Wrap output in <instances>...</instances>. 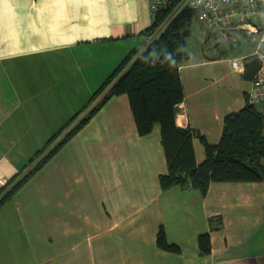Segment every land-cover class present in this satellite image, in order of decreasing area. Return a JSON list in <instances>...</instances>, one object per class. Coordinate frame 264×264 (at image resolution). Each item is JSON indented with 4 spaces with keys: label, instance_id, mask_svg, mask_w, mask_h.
<instances>
[{
    "label": "crops",
    "instance_id": "0c3cea01",
    "mask_svg": "<svg viewBox=\"0 0 264 264\" xmlns=\"http://www.w3.org/2000/svg\"><path fill=\"white\" fill-rule=\"evenodd\" d=\"M153 11L154 0H0V197L143 49ZM202 25L181 49L175 123L216 144L250 81L209 47L217 30ZM192 145L200 164L204 146L197 136ZM166 173L160 126L139 136L127 96L109 98L0 205V264H264V179L211 183L201 195L162 190ZM160 227L179 253L157 247ZM205 232L211 252L201 255Z\"/></svg>",
    "mask_w": 264,
    "mask_h": 264
},
{
    "label": "trees",
    "instance_id": "16d2710c",
    "mask_svg": "<svg viewBox=\"0 0 264 264\" xmlns=\"http://www.w3.org/2000/svg\"><path fill=\"white\" fill-rule=\"evenodd\" d=\"M194 19H197L196 13L185 5V0H165L157 6L151 25L143 32L148 38L143 49L140 52L132 50L120 62L92 96L90 104L97 102L32 170L0 197V205L51 159L109 98L123 94L128 98L139 136L150 134L156 124L160 126L161 145L167 165V173L159 176L162 190L185 186L205 195L209 185L215 182L262 181L264 114L254 105L246 101L240 110L224 117L222 132L216 144H210L205 137L190 128L176 126L175 107L184 98L179 65L187 59L181 49L190 35ZM257 68L256 60L247 59L244 79L251 81ZM196 136L205 150V159L200 164H196L192 145ZM156 245L163 251L180 252L176 244L167 242L162 227L156 235ZM197 245L201 255L211 252L208 232L198 235Z\"/></svg>",
    "mask_w": 264,
    "mask_h": 264
},
{
    "label": "built area",
    "instance_id": "2783aa9c",
    "mask_svg": "<svg viewBox=\"0 0 264 264\" xmlns=\"http://www.w3.org/2000/svg\"><path fill=\"white\" fill-rule=\"evenodd\" d=\"M164 2L155 0L154 10ZM185 5L196 13L197 21L207 28L219 31L241 30L252 38V42L257 43L250 55L234 57L229 62L238 73L245 70L247 59L252 58L258 62L246 101L251 105L264 104V0H185Z\"/></svg>",
    "mask_w": 264,
    "mask_h": 264
},
{
    "label": "rangeland",
    "instance_id": "374dc122",
    "mask_svg": "<svg viewBox=\"0 0 264 264\" xmlns=\"http://www.w3.org/2000/svg\"><path fill=\"white\" fill-rule=\"evenodd\" d=\"M196 25H198L200 28L201 26H203L199 21H197V19H194V21L192 22V27ZM208 38L213 39L212 43L211 44L209 43L210 44L209 47L216 48L218 50L217 52H219L217 56H224V58L228 59V61L234 57H246L250 55L256 49V44H257L256 42H252V38L247 33L241 30H225V31L217 30L215 34L210 33ZM228 64L226 63L223 66L229 69L227 66ZM257 107L263 110L264 113V109L261 105H258ZM52 143L53 146L56 143V141ZM37 163H38L37 161L36 162L34 161V163L30 164L29 166L30 168H28V170L21 173V175L17 177L18 179L14 182V184L18 180H20L27 172L32 170V168Z\"/></svg>",
    "mask_w": 264,
    "mask_h": 264
}]
</instances>
